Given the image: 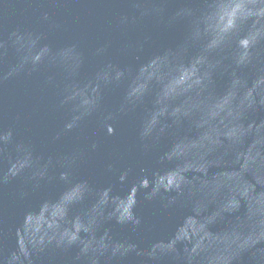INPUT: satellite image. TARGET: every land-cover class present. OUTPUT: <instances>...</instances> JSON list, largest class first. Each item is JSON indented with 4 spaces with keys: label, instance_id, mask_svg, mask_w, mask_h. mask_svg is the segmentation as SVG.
I'll return each instance as SVG.
<instances>
[{
    "label": "water",
    "instance_id": "water-1",
    "mask_svg": "<svg viewBox=\"0 0 264 264\" xmlns=\"http://www.w3.org/2000/svg\"><path fill=\"white\" fill-rule=\"evenodd\" d=\"M0 264H264V0H0Z\"/></svg>",
    "mask_w": 264,
    "mask_h": 264
}]
</instances>
